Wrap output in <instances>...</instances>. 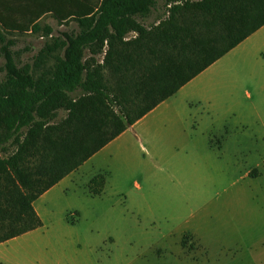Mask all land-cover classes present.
Segmentation results:
<instances>
[{
	"label": "rangeland",
	"instance_id": "obj_1",
	"mask_svg": "<svg viewBox=\"0 0 264 264\" xmlns=\"http://www.w3.org/2000/svg\"><path fill=\"white\" fill-rule=\"evenodd\" d=\"M65 6V20L52 13L38 32L7 35L18 66L29 64L37 76L53 71L63 56L64 33L79 30L72 0ZM166 10L164 0H158L143 23H155ZM135 35L130 32L127 38ZM237 52L229 58L240 76H221L223 90L235 77L246 79L250 71L255 80L264 76V56L247 53L246 63L244 52ZM91 57L103 62L104 52L92 55L86 50L85 59ZM4 64L0 52V86L6 79ZM106 75L112 76L109 70ZM240 101L243 106L233 113L213 116L226 131L214 139L213 152L196 156L176 154L171 131L164 129L163 136L156 137V121H177L175 114L165 110L159 118L144 116L121 136L120 155L116 146L114 152H100L80 166L77 179L66 188L49 194L44 202L37 200L42 225L1 243L0 262L264 264V88ZM65 115L60 110L57 120ZM202 117L212 121L207 113ZM141 130L146 133L143 139ZM148 139L157 142L155 151ZM220 141L227 143L225 153ZM96 175L107 177L100 195L89 192L87 179ZM8 211L5 222L18 219L16 225L23 224L17 208Z\"/></svg>",
	"mask_w": 264,
	"mask_h": 264
},
{
	"label": "trees",
	"instance_id": "obj_2",
	"mask_svg": "<svg viewBox=\"0 0 264 264\" xmlns=\"http://www.w3.org/2000/svg\"><path fill=\"white\" fill-rule=\"evenodd\" d=\"M66 2L48 10L65 20ZM72 4L79 30L64 33L63 56L47 75L18 66L7 39L41 25L0 18V243L40 227L33 202L41 194L264 25V0H164L167 15L151 25L143 20L158 0ZM86 50L104 52L103 62L85 59ZM104 183L92 177L89 191L101 194ZM8 207L23 224L5 222Z\"/></svg>",
	"mask_w": 264,
	"mask_h": 264
},
{
	"label": "crops",
	"instance_id": "obj_3",
	"mask_svg": "<svg viewBox=\"0 0 264 264\" xmlns=\"http://www.w3.org/2000/svg\"><path fill=\"white\" fill-rule=\"evenodd\" d=\"M52 1L53 0H0V18L12 25L28 24L29 22H38L41 25L45 18L49 16V14H52V12L48 10V6L51 5ZM30 31L31 30L27 32ZM239 48H241L239 52H244L242 60L245 62H248L247 53H257L259 56L263 57L264 25L183 85L175 94L161 102L146 114L155 115L154 117L159 118L163 113H166L164 111L167 110L179 118L177 121L167 120L162 123V119H160V121H156L158 124H155L153 127V129L158 131L155 133L156 137H162L164 129L168 132L171 131V136L173 137L172 143L174 144V151L176 154L196 156V154L198 155L200 152H213L212 147L214 139L219 135L223 137L224 131H226L224 125L214 122L213 116H218L219 113H233L243 106V102L240 101L242 96H246L249 99L254 93L258 94L260 93V89L264 88V76H258L259 79L255 80L254 77H251L254 76L253 71L249 72L248 76L250 77L247 76L246 79L235 77V79L233 78L234 81L230 80L232 82L230 88L224 90L221 88V76H240L238 73L240 71L239 68H236L229 58L231 54H236ZM247 72L248 70L246 71L245 69V76ZM221 98L223 99L221 100ZM204 113L212 116L211 122L203 121L204 117L202 116ZM139 121L140 119L129 128H134ZM129 128L107 143L85 163L91 161L100 152H104L108 149H110V152H114V150H112L113 146L118 148L119 154L117 155H120L121 136ZM145 134L144 130L138 133L139 137L142 139V136ZM148 140L153 144L155 151L157 142H152L150 139ZM220 145L222 148L224 147L221 149V152L225 153L227 151V143L223 145L221 142ZM158 153L160 154L161 150L158 149L156 154ZM79 169L80 167L63 177L33 202V206L40 218L41 213L36 205L37 200H43L44 202V199H46L49 194L54 193L60 188H66L69 183L77 179ZM105 173L107 175V172ZM249 173L250 171L248 170L247 176H250ZM106 175L102 193L106 186ZM92 176L87 179L88 183ZM90 194L92 193L90 192Z\"/></svg>",
	"mask_w": 264,
	"mask_h": 264
}]
</instances>
